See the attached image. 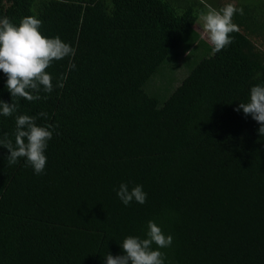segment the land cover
I'll list each match as a JSON object with an SVG mask.
<instances>
[{
	"label": "trees",
	"instance_id": "trees-1",
	"mask_svg": "<svg viewBox=\"0 0 264 264\" xmlns=\"http://www.w3.org/2000/svg\"><path fill=\"white\" fill-rule=\"evenodd\" d=\"M226 3L0 0V18L34 16L75 49L38 100L12 98L0 71L18 105L0 139L15 144L19 115L54 126L40 174L0 146V264H106L149 221L173 238L165 264H264V136L235 110L264 86V1L234 3L239 31L213 52L201 17ZM122 183L146 202L123 204Z\"/></svg>",
	"mask_w": 264,
	"mask_h": 264
},
{
	"label": "clouds",
	"instance_id": "clouds-1",
	"mask_svg": "<svg viewBox=\"0 0 264 264\" xmlns=\"http://www.w3.org/2000/svg\"><path fill=\"white\" fill-rule=\"evenodd\" d=\"M243 15V9L234 3H226L219 10L211 9L202 15L203 33L212 45L213 52H219L232 43L231 33L238 32L239 27L233 23L236 13ZM42 21L34 16L23 17L19 24H14L9 18H0V71L7 76L6 87L11 97H20L28 101L40 99L41 90L46 93L53 91L52 76L47 69L54 61L74 56L75 49L63 42L58 36L49 38L40 32ZM75 68V64H70ZM63 77L57 85L63 87ZM18 105L0 100V115L11 116ZM242 109L245 115L251 117L260 125L258 133L264 136V86H253L250 90V101L239 103L237 112ZM40 116H46L41 112ZM54 126H38L36 117L19 115L16 117L15 144L7 137L0 139V146L6 148L10 155L8 164L26 158L36 174L44 171L47 163L45 150L48 141L52 139ZM117 196L125 205L133 200L144 204L147 194L142 185L129 189L122 183ZM172 236L165 235L154 222H148L146 238L128 236L122 242L123 255L113 256L108 253L106 264H165L164 253L158 249L169 247ZM157 247L154 250L152 245Z\"/></svg>",
	"mask_w": 264,
	"mask_h": 264
},
{
	"label": "rangeland",
	"instance_id": "rangeland-1",
	"mask_svg": "<svg viewBox=\"0 0 264 264\" xmlns=\"http://www.w3.org/2000/svg\"><path fill=\"white\" fill-rule=\"evenodd\" d=\"M224 1L238 3V2H246V1H249V0H224ZM251 1L261 2V1H264V0H251ZM199 19H198V21H199ZM197 24H198V22H197ZM197 24H196V26H197ZM197 28L199 29L200 27L198 26ZM181 69H182V74H183L185 70L183 68H181Z\"/></svg>",
	"mask_w": 264,
	"mask_h": 264
},
{
	"label": "crops",
	"instance_id": "crops-1",
	"mask_svg": "<svg viewBox=\"0 0 264 264\" xmlns=\"http://www.w3.org/2000/svg\"><path fill=\"white\" fill-rule=\"evenodd\" d=\"M219 1H221V2H227V1H224V0H219ZM227 3H230V2H227ZM232 3H235V2H232ZM202 33H203V30H202ZM203 35H204V33H203Z\"/></svg>",
	"mask_w": 264,
	"mask_h": 264
}]
</instances>
